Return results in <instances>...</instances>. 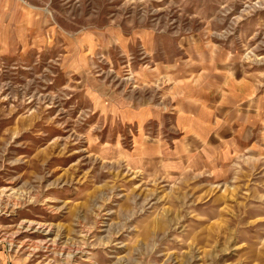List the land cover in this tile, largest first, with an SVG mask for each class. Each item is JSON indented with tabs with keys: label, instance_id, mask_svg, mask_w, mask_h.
I'll use <instances>...</instances> for the list:
<instances>
[{
	"label": "rangeland",
	"instance_id": "1",
	"mask_svg": "<svg viewBox=\"0 0 264 264\" xmlns=\"http://www.w3.org/2000/svg\"><path fill=\"white\" fill-rule=\"evenodd\" d=\"M207 52L263 96L232 104V147L117 152L113 93ZM0 200V264H264V0H0Z\"/></svg>",
	"mask_w": 264,
	"mask_h": 264
},
{
	"label": "crops",
	"instance_id": "2",
	"mask_svg": "<svg viewBox=\"0 0 264 264\" xmlns=\"http://www.w3.org/2000/svg\"><path fill=\"white\" fill-rule=\"evenodd\" d=\"M145 41L147 49L152 51ZM152 52L147 53L148 58L157 60ZM209 53L205 54L204 61L199 55V60L193 61L196 63L193 68L187 70L182 66L181 73L175 74L168 66L160 69V63L155 64L153 69L142 70L143 78L155 81V85L158 82L163 85L160 87L159 84L158 89L150 88L154 92L148 97L136 98L132 95L122 99L113 93L115 102L110 100L108 104L112 118L125 128H133L131 148H122L117 152H126L137 164L158 160L184 163L187 157L198 152H211L208 148L214 151L215 141L225 142L222 147L218 144V150L232 147L229 145L232 143L234 116L232 104L247 101L255 94L256 101L260 103L263 96L257 93V83L247 78H234L232 75L236 67L228 65L221 69L217 53ZM166 106H171L173 112L164 110ZM241 125L246 128L247 121L241 123V120H236L233 128L234 136L240 134L238 142L246 135L241 134L245 128H236ZM149 134L152 137L149 138ZM161 134L162 137L157 136Z\"/></svg>",
	"mask_w": 264,
	"mask_h": 264
},
{
	"label": "built area",
	"instance_id": "3",
	"mask_svg": "<svg viewBox=\"0 0 264 264\" xmlns=\"http://www.w3.org/2000/svg\"><path fill=\"white\" fill-rule=\"evenodd\" d=\"M6 213L5 207L2 205L1 200H0V215Z\"/></svg>",
	"mask_w": 264,
	"mask_h": 264
}]
</instances>
